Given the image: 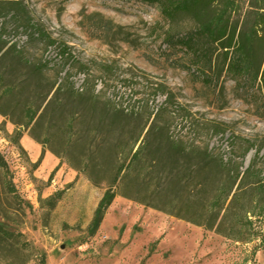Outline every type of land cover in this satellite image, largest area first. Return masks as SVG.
Segmentation results:
<instances>
[{"label":"rangeland","instance_id":"obj_1","mask_svg":"<svg viewBox=\"0 0 264 264\" xmlns=\"http://www.w3.org/2000/svg\"><path fill=\"white\" fill-rule=\"evenodd\" d=\"M0 22L9 42L0 38V154L9 168L0 205L24 210L15 222L0 212V226L47 264H264V219L258 239L243 245L121 192L88 234L114 175L115 145L131 144L154 119L171 135L210 140L242 169L264 144L262 93L241 91L221 57L219 78L196 82L189 59L166 43L167 31L195 28L190 19L171 24L158 7L131 0H0ZM158 89L172 93L168 103ZM28 108L38 111L30 127ZM0 264L39 261L0 240Z\"/></svg>","mask_w":264,"mask_h":264},{"label":"trees","instance_id":"obj_2","mask_svg":"<svg viewBox=\"0 0 264 264\" xmlns=\"http://www.w3.org/2000/svg\"><path fill=\"white\" fill-rule=\"evenodd\" d=\"M1 1L15 5L20 0ZM131 1L158 7L162 17L171 24L182 18L195 24V28L180 33L167 31L164 38L168 45L174 43L189 59L196 82L210 86L219 78L215 59L221 57L226 73L241 91L258 90L264 97V0ZM0 38L4 42L7 38L1 22ZM7 45L9 48V42ZM67 55L64 51L63 57ZM158 93L166 97V103L171 100L169 91L158 89ZM31 110H26L27 127L38 112ZM145 128L131 144L115 145L119 154L116 153L114 175L94 210L89 236L97 234L108 209L121 192L122 196L135 199L139 204L235 243L246 245L256 241L259 237L256 224L264 219V165L259 163L264 144L259 145L255 156L242 169L243 163L219 153L210 140L171 135L169 127L158 118L144 134ZM44 155L43 148L37 164ZM8 173L7 162L0 154V176L7 180ZM6 182L4 188L18 199L15 186ZM20 211L24 214L22 208L14 209L11 214L0 205L3 216L13 222L14 214ZM21 238L22 235L0 226V240L15 242L31 254V258H37L39 264H47L45 257Z\"/></svg>","mask_w":264,"mask_h":264},{"label":"crops","instance_id":"obj_3","mask_svg":"<svg viewBox=\"0 0 264 264\" xmlns=\"http://www.w3.org/2000/svg\"><path fill=\"white\" fill-rule=\"evenodd\" d=\"M31 144V143H30ZM32 146L34 147V149L36 150V152H41V149H39V147L38 146H36L35 144H33L32 143ZM46 158V160L47 161H49V162H51V163H54V157H53V155L51 154V153H47L46 154V156H45Z\"/></svg>","mask_w":264,"mask_h":264}]
</instances>
